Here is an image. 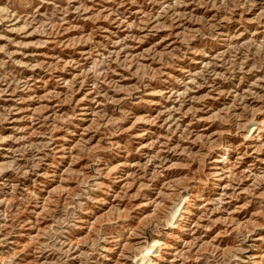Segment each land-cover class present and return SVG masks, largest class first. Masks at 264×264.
<instances>
[{
  "label": "rangeland",
  "instance_id": "1",
  "mask_svg": "<svg viewBox=\"0 0 264 264\" xmlns=\"http://www.w3.org/2000/svg\"><path fill=\"white\" fill-rule=\"evenodd\" d=\"M156 240L264 264V0H0V264Z\"/></svg>",
  "mask_w": 264,
  "mask_h": 264
},
{
  "label": "bare ground",
  "instance_id": "2",
  "mask_svg": "<svg viewBox=\"0 0 264 264\" xmlns=\"http://www.w3.org/2000/svg\"><path fill=\"white\" fill-rule=\"evenodd\" d=\"M250 131H254L257 129H249ZM184 210V205H180L178 207H175L173 210V217H172V224H174V222L177 220V218L181 215L182 211ZM160 242L158 240L153 241V242H149L146 245V249H142L140 251V254L138 256V258L135 260L134 264H145L146 261H148L150 255L158 248L160 247Z\"/></svg>",
  "mask_w": 264,
  "mask_h": 264
}]
</instances>
